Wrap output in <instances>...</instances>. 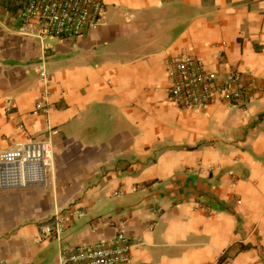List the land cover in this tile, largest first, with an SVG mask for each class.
<instances>
[{
    "label": "crops",
    "instance_id": "0c3cea01",
    "mask_svg": "<svg viewBox=\"0 0 264 264\" xmlns=\"http://www.w3.org/2000/svg\"><path fill=\"white\" fill-rule=\"evenodd\" d=\"M24 3L0 0V151L47 139L53 166L0 189V264H59L119 232L131 264H264V0H105L103 24L72 38L20 34ZM181 54L252 76L251 92L175 106L165 60ZM67 209L84 215L42 238Z\"/></svg>",
    "mask_w": 264,
    "mask_h": 264
},
{
    "label": "built area",
    "instance_id": "2783aa9c",
    "mask_svg": "<svg viewBox=\"0 0 264 264\" xmlns=\"http://www.w3.org/2000/svg\"><path fill=\"white\" fill-rule=\"evenodd\" d=\"M105 0H25L20 11V34L34 37L72 38L100 27L105 19ZM222 58V57H221ZM169 101L181 109L203 110L216 101L238 103L246 99L255 83L233 67L225 73L208 69L196 56L181 54L165 60ZM40 92L36 112H47L50 95V70L37 63ZM9 103L11 100L8 101ZM9 108H7V111ZM53 133L56 130H52ZM53 166L52 144L47 139L0 151V189L19 188L46 182ZM78 209H67L53 217L52 224L40 229L42 238L61 236L67 221L83 216ZM130 238L119 232L92 244L64 249L59 264H131ZM205 264H234L220 255Z\"/></svg>",
    "mask_w": 264,
    "mask_h": 264
}]
</instances>
